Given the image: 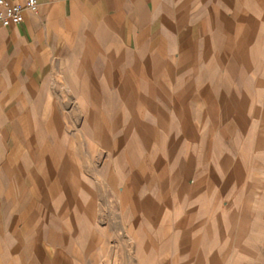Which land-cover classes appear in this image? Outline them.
Instances as JSON below:
<instances>
[{"label": "crops", "instance_id": "obj_1", "mask_svg": "<svg viewBox=\"0 0 264 264\" xmlns=\"http://www.w3.org/2000/svg\"><path fill=\"white\" fill-rule=\"evenodd\" d=\"M38 3L0 25V264H165L197 194L241 181L264 0Z\"/></svg>", "mask_w": 264, "mask_h": 264}, {"label": "rangeland", "instance_id": "obj_2", "mask_svg": "<svg viewBox=\"0 0 264 264\" xmlns=\"http://www.w3.org/2000/svg\"><path fill=\"white\" fill-rule=\"evenodd\" d=\"M262 65L254 70V76L246 75L239 95L248 105L236 109L238 115L232 122L233 162L235 176L241 178L239 185L221 198L216 193L219 187L197 194V200L189 203L197 209L184 213V218L190 216L187 227L178 235L181 253L166 249L155 257L156 262L264 264V59Z\"/></svg>", "mask_w": 264, "mask_h": 264}, {"label": "built area", "instance_id": "obj_3", "mask_svg": "<svg viewBox=\"0 0 264 264\" xmlns=\"http://www.w3.org/2000/svg\"><path fill=\"white\" fill-rule=\"evenodd\" d=\"M38 0H25L23 5L12 4L7 0H0V25L9 27L19 25L24 20V11L29 10L34 13L38 11ZM2 89L0 87V96Z\"/></svg>", "mask_w": 264, "mask_h": 264}]
</instances>
